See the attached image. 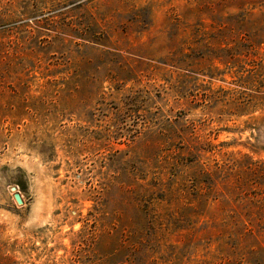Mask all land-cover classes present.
Returning a JSON list of instances; mask_svg holds the SVG:
<instances>
[{
  "label": "rangeland",
  "instance_id": "rangeland-1",
  "mask_svg": "<svg viewBox=\"0 0 264 264\" xmlns=\"http://www.w3.org/2000/svg\"><path fill=\"white\" fill-rule=\"evenodd\" d=\"M0 264H264V0H0Z\"/></svg>",
  "mask_w": 264,
  "mask_h": 264
},
{
  "label": "water",
  "instance_id": "water-1",
  "mask_svg": "<svg viewBox=\"0 0 264 264\" xmlns=\"http://www.w3.org/2000/svg\"><path fill=\"white\" fill-rule=\"evenodd\" d=\"M11 190L13 191L12 197H13L15 203L18 204V205H20L22 203V200L20 198V195L15 191V188L14 187H12Z\"/></svg>",
  "mask_w": 264,
  "mask_h": 264
}]
</instances>
